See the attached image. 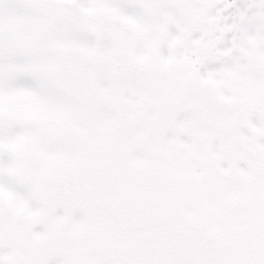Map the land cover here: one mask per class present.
Here are the masks:
<instances>
[{
    "label": "snow or ice",
    "instance_id": "1",
    "mask_svg": "<svg viewBox=\"0 0 264 264\" xmlns=\"http://www.w3.org/2000/svg\"><path fill=\"white\" fill-rule=\"evenodd\" d=\"M0 264H264V0H0Z\"/></svg>",
    "mask_w": 264,
    "mask_h": 264
}]
</instances>
